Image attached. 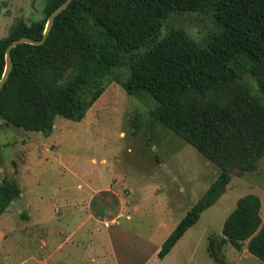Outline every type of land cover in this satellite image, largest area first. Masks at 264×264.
I'll use <instances>...</instances> for the list:
<instances>
[{"label":"trees","instance_id":"1","mask_svg":"<svg viewBox=\"0 0 264 264\" xmlns=\"http://www.w3.org/2000/svg\"><path fill=\"white\" fill-rule=\"evenodd\" d=\"M64 0H44L41 20L18 18L0 38V77L7 44L38 40L48 14ZM210 11L218 30L199 42L181 28L161 34L172 12ZM10 72L0 89V120L47 134L53 118L79 121L110 79L131 96L146 95L151 121L196 149L218 172L156 252L163 258L225 191L231 173L251 170L264 157V105L242 81L250 74L264 94V0H70L40 45L9 51ZM127 68L122 78L114 71ZM0 180V214L19 196ZM259 199L246 194L224 218L221 235L208 237L207 255L224 264L229 243L264 261Z\"/></svg>","mask_w":264,"mask_h":264},{"label":"rangeland","instance_id":"2","mask_svg":"<svg viewBox=\"0 0 264 264\" xmlns=\"http://www.w3.org/2000/svg\"><path fill=\"white\" fill-rule=\"evenodd\" d=\"M43 2L0 0V38L18 18L41 20ZM172 27L199 42L218 30L210 11L172 12L161 34ZM114 71L122 78L128 73L125 66ZM242 81L264 105L255 79L244 73ZM152 105L150 97L128 95L110 79L81 120L56 115L47 134L0 121V180L20 190L0 214V264H217L207 255V240L221 235L237 199L256 195L264 221L262 157L251 170L231 173L225 191L166 261L156 257L218 169L151 121ZM61 207L72 214L59 216ZM242 251L225 243L224 264H264Z\"/></svg>","mask_w":264,"mask_h":264},{"label":"water","instance_id":"3","mask_svg":"<svg viewBox=\"0 0 264 264\" xmlns=\"http://www.w3.org/2000/svg\"><path fill=\"white\" fill-rule=\"evenodd\" d=\"M70 2V0H64L63 2H61L57 7H55L47 16V19H46V23H45V26H44V29H43V32H42V36L40 39L38 40H35V39H29L27 37H19L17 39H14L12 41H10L7 46L5 47L4 49V59H5V64H4V69H3V72H2V75L0 77V89L1 87L3 86L9 72H10V69H11V66H12V63H11V58H10V55H9V51L12 47H14L16 44H19V43H30V44H33V45H40L44 40L45 38L47 37V34L48 32L50 31L51 27H52V24H53V20L55 18V16L60 13L66 6L67 4ZM2 121V120H0Z\"/></svg>","mask_w":264,"mask_h":264},{"label":"crops","instance_id":"4","mask_svg":"<svg viewBox=\"0 0 264 264\" xmlns=\"http://www.w3.org/2000/svg\"><path fill=\"white\" fill-rule=\"evenodd\" d=\"M70 210V209H69ZM74 210V209H73ZM57 212H58V214H59V216H65V215H71L72 214V210H70V211H68V209L66 208V207H61L59 210H57ZM88 216L90 217V214H88ZM188 230V229H187ZM186 230V231H187ZM185 231V232H186ZM184 232V233H185ZM184 233H183V235H184ZM182 235V236H183ZM181 236V237H182ZM181 237L175 242V244L171 247V249L168 251V253L163 257V258H161V259H159L160 261H166L167 259H168V255L172 252V251H174V249L176 248V246L178 245V242H179V240L181 239ZM235 249V248H234ZM157 252V251H156ZM242 252H246V253H248L247 251H246V249H245V243H244V245H243V251ZM250 254V253H249ZM251 255V254H250Z\"/></svg>","mask_w":264,"mask_h":264}]
</instances>
